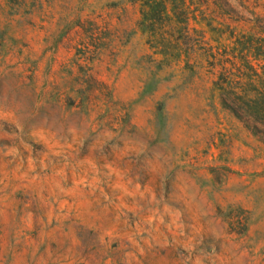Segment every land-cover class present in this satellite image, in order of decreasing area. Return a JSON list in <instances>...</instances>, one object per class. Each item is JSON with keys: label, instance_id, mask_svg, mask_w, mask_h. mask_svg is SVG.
Masks as SVG:
<instances>
[{"label": "rangeland", "instance_id": "1", "mask_svg": "<svg viewBox=\"0 0 264 264\" xmlns=\"http://www.w3.org/2000/svg\"><path fill=\"white\" fill-rule=\"evenodd\" d=\"M136 1L0 0V264H264V136L160 64Z\"/></svg>", "mask_w": 264, "mask_h": 264}, {"label": "trees", "instance_id": "2", "mask_svg": "<svg viewBox=\"0 0 264 264\" xmlns=\"http://www.w3.org/2000/svg\"><path fill=\"white\" fill-rule=\"evenodd\" d=\"M141 20L138 28L149 37L155 55H162L161 65L173 68L185 61L194 79L203 75L212 79L220 104L255 136H264V14L256 7L240 5L259 22L252 28L231 30L218 15L202 13L201 21L186 0H137ZM236 13L234 8H231ZM205 24L220 37L213 44L207 31L193 23ZM246 31V32H245ZM248 31V32H247ZM228 35L227 43H222Z\"/></svg>", "mask_w": 264, "mask_h": 264}]
</instances>
